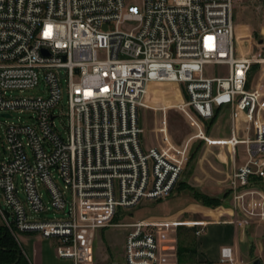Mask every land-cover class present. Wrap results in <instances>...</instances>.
Instances as JSON below:
<instances>
[{"label":"built area","instance_id":"built-area-1","mask_svg":"<svg viewBox=\"0 0 264 264\" xmlns=\"http://www.w3.org/2000/svg\"><path fill=\"white\" fill-rule=\"evenodd\" d=\"M235 1L0 0V114L33 113V124L11 121L3 132L0 191L7 208L0 206V218L15 238L35 233L55 241L58 258L92 263L96 231L110 226L120 207L168 197L190 140L206 138V122L223 106L233 108L234 124L241 113L245 128L254 130L252 139H239L233 130L223 141L233 157L238 144L246 145L245 161L232 166L227 180L231 222L264 221V190L252 180L264 178V103L258 88L247 87L250 65L264 62V55H236ZM256 44L264 49V42ZM206 64L226 65L227 73L207 77ZM39 77L43 97L13 94L35 87ZM61 80L69 109L66 138L56 130L53 111ZM167 81L182 89L181 110L196 132L173 142L163 110L161 143L145 148L139 108L149 84ZM49 208L63 216H33ZM176 223L150 217L127 224L122 260L113 264H163L171 243L161 236ZM219 261L252 264L228 246Z\"/></svg>","mask_w":264,"mask_h":264},{"label":"rangeland","instance_id":"rangeland-1","mask_svg":"<svg viewBox=\"0 0 264 264\" xmlns=\"http://www.w3.org/2000/svg\"><path fill=\"white\" fill-rule=\"evenodd\" d=\"M136 3V0H129ZM234 25V45L237 50L236 40L238 24L243 26L244 32H250L255 42H264V0H236L232 10ZM261 52V51H260ZM264 54V53H263ZM227 66L223 64L204 65V75L207 77L226 75ZM44 83L39 77L38 84L23 91L15 90L14 95L26 98H38L44 96ZM185 101V95L175 82L151 83L143 97V104L139 108V125L142 129L141 142L146 147L157 146L161 143L159 128L163 126V110L165 111V131L175 143H181L188 137L195 134V128L181 110V104ZM56 130L66 138L68 126V101L66 83L61 80V98L54 108ZM12 118L0 116V160L6 154V142L3 137L5 125L11 121L33 124L32 112L29 110H14L10 113ZM208 121L205 125L206 138H193L189 142L187 159L181 177L172 193L163 200L143 201L137 207L118 208L117 213L110 226L96 231L93 241V264H113L121 262L123 255V241L125 233L130 227L127 224L145 218H168L173 219L171 212L182 208L185 213L196 214L201 205H205V198L222 197L230 202L227 192V176L231 167V151L224 145V140L218 141L213 137V122ZM242 119V116H241ZM242 121V120H241ZM237 156L243 155L244 145L236 147ZM59 187L63 183L56 179ZM20 188L18 196L25 201L20 179L16 181ZM46 206H49V196L44 187L39 186ZM228 196V197H227ZM224 202V201H223ZM217 205V204H216ZM0 206L7 208L0 191ZM212 207V205H207ZM213 209V208H212ZM178 214V213H177ZM175 214V215H177ZM35 218L45 219L61 217L63 213L52 208L35 213ZM196 216V215H195ZM176 221L183 219L176 218ZM3 221L0 218V224ZM165 229V227H163ZM35 234V233H33ZM178 239L177 250L186 243H191V237ZM20 245L26 251L27 246L36 248L40 241L36 238L31 240L29 245L22 240L21 233H18ZM162 238L166 234H162ZM164 243V242H163ZM55 251V250H54ZM108 256L106 261L105 258Z\"/></svg>","mask_w":264,"mask_h":264},{"label":"crops","instance_id":"crops-1","mask_svg":"<svg viewBox=\"0 0 264 264\" xmlns=\"http://www.w3.org/2000/svg\"><path fill=\"white\" fill-rule=\"evenodd\" d=\"M236 40L238 47L235 51L239 57H248L254 52L256 53V51L264 53V49L257 47V42H255L251 33H245L243 26L240 24H238ZM178 87L180 88L179 85ZM247 87L258 88L262 93L261 101L264 103V62H253L250 65L247 74ZM233 113V108L230 106H223L215 111V118L212 125L214 128L212 131L213 136L211 137L215 140L222 141L229 138L233 130L235 136L239 139H252L254 137L253 127L250 126L249 129L245 128V124L241 121V113H236L235 124L232 122ZM262 115L264 119V110L262 111ZM241 144L244 145L243 155L238 157L236 149V155L234 157L232 155L230 156V171L233 165H239L245 161L246 145L244 143ZM252 180L264 190V178L262 180L259 178ZM214 198L219 199L217 205L212 207L201 205V208L198 209L196 214H187L183 211L184 209L178 208L171 212V215H174L173 219L161 218L171 222H175L176 218L183 219V221H176V224H172L168 228L166 236L169 237L170 242L166 243L171 244L164 251L163 264H178V239L181 236L187 238L190 234H193L191 243H186L182 246L184 250L189 248L190 250L184 251L185 256L182 258L180 264H231L229 262L219 261L220 250L226 246L231 247L240 260L244 262L253 264L255 260H259L260 264H264V221L240 219L239 223L231 222L234 213L231 210L230 202L227 199L223 200L222 197ZM177 224L184 225L187 228H193L192 230L177 234L175 227ZM196 230L201 231L196 234ZM21 237L26 245H29L34 238L40 241V245L36 248L27 246L28 250L25 251L20 245L19 238H16L30 264H74L71 260L60 259L56 256L54 240L44 239L40 235L33 233H21ZM107 259L108 256H106L104 261Z\"/></svg>","mask_w":264,"mask_h":264},{"label":"trees","instance_id":"trees-1","mask_svg":"<svg viewBox=\"0 0 264 264\" xmlns=\"http://www.w3.org/2000/svg\"><path fill=\"white\" fill-rule=\"evenodd\" d=\"M218 203L219 199L212 197H206L204 202L205 205L212 206H215ZM192 228L193 227L187 228L184 225H178L176 227V232L177 234H181L188 230H192ZM185 250H190V248ZM185 250L184 247L178 249V264L181 263L182 258L185 256ZM0 264H30L22 252L16 238L3 223L0 224Z\"/></svg>","mask_w":264,"mask_h":264},{"label":"water","instance_id":"water-1","mask_svg":"<svg viewBox=\"0 0 264 264\" xmlns=\"http://www.w3.org/2000/svg\"><path fill=\"white\" fill-rule=\"evenodd\" d=\"M0 115H2V116H9L8 114H0ZM6 215H8V213H6ZM253 264H260V262H259V260H255L253 262Z\"/></svg>","mask_w":264,"mask_h":264},{"label":"bare ground","instance_id":"bare-ground-1","mask_svg":"<svg viewBox=\"0 0 264 264\" xmlns=\"http://www.w3.org/2000/svg\"><path fill=\"white\" fill-rule=\"evenodd\" d=\"M153 84V83H152ZM151 84L148 85V87L150 86Z\"/></svg>","mask_w":264,"mask_h":264}]
</instances>
